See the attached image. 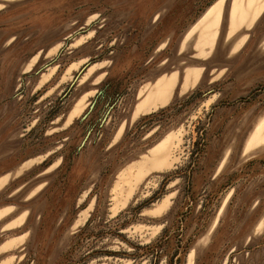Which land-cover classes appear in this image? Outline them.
Returning <instances> with one entry per match:
<instances>
[{
  "label": "rangeland",
  "instance_id": "rangeland-1",
  "mask_svg": "<svg viewBox=\"0 0 264 264\" xmlns=\"http://www.w3.org/2000/svg\"><path fill=\"white\" fill-rule=\"evenodd\" d=\"M232 2L0 0V264H264V7L228 36Z\"/></svg>",
  "mask_w": 264,
  "mask_h": 264
},
{
  "label": "bare ground",
  "instance_id": "bare-ground-1",
  "mask_svg": "<svg viewBox=\"0 0 264 264\" xmlns=\"http://www.w3.org/2000/svg\"><path fill=\"white\" fill-rule=\"evenodd\" d=\"M254 2L252 1V2L248 3V5L249 4H251V5H249L248 9H246L244 3L238 2V0H233L232 6L230 8L231 9L230 21L228 23L230 31L233 29V26H234L235 21H236V17L239 18V16H240L241 18L242 17L247 18L249 13L253 12V9L255 8L254 6H256L255 4L256 3L258 4V2L256 0H254ZM217 3L215 5L210 6L203 13V15L200 17V19L194 24L195 27L198 26L197 37L195 39L197 44L212 42L213 40L211 38L209 39L208 37L210 35L215 36L217 33V26H218V22H219L220 17H221L223 2L219 3V4H217ZM238 6H239V8L241 7L239 12H237L238 9H236V8H238ZM238 13H239V15H238ZM262 144H258V143H256V141H254L253 144L251 143L248 146L247 151L251 150L253 148H257V147L261 146Z\"/></svg>",
  "mask_w": 264,
  "mask_h": 264
},
{
  "label": "crops",
  "instance_id": "crops-1",
  "mask_svg": "<svg viewBox=\"0 0 264 264\" xmlns=\"http://www.w3.org/2000/svg\"><path fill=\"white\" fill-rule=\"evenodd\" d=\"M244 1H246V3L244 2V4H246L245 6H247V4H248V2L250 1V0H244ZM263 3V5H262V7L260 8L259 6H258V4L256 3L255 5L256 6H254L255 8L253 9V15L254 14H256L255 16H254V18L252 19V16H251V18H250V21H249V23H244V24H242L237 30H239L242 26H245L246 28H248L249 26H251V24H252V22L258 17V15L260 14V12L262 11V9H263V7H264V2H263V0L261 1V4ZM257 9V10H256ZM256 11H257V13H256ZM249 13V12H248ZM250 14V13H249ZM251 15V14H250ZM248 18V19H249ZM237 30H235V31H237ZM235 31H231L230 32V28L228 29V36H231L232 34H234L235 33ZM195 43V42H194ZM196 48V47H195ZM206 56V55H205Z\"/></svg>",
  "mask_w": 264,
  "mask_h": 264
},
{
  "label": "water",
  "instance_id": "water-1",
  "mask_svg": "<svg viewBox=\"0 0 264 264\" xmlns=\"http://www.w3.org/2000/svg\"><path fill=\"white\" fill-rule=\"evenodd\" d=\"M93 105H94V102L91 104L90 109L93 107ZM86 116H87V113L83 116V118H85Z\"/></svg>",
  "mask_w": 264,
  "mask_h": 264
}]
</instances>
